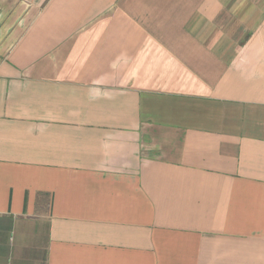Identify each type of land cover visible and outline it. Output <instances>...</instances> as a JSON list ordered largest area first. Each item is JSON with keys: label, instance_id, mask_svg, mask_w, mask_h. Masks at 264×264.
<instances>
[{"label": "crops", "instance_id": "1", "mask_svg": "<svg viewBox=\"0 0 264 264\" xmlns=\"http://www.w3.org/2000/svg\"><path fill=\"white\" fill-rule=\"evenodd\" d=\"M0 264H264V0H0Z\"/></svg>", "mask_w": 264, "mask_h": 264}]
</instances>
